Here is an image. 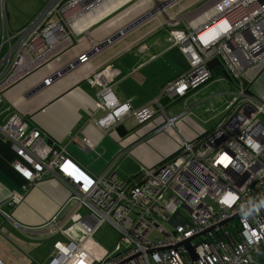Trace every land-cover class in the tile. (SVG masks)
<instances>
[{
	"label": "built area",
	"instance_id": "obj_1",
	"mask_svg": "<svg viewBox=\"0 0 264 264\" xmlns=\"http://www.w3.org/2000/svg\"><path fill=\"white\" fill-rule=\"evenodd\" d=\"M112 1L47 0L24 27L10 33L0 0V102L7 88L134 0L108 11ZM167 1L155 0L154 9L163 11L171 5L163 7ZM180 19L167 22L168 33L188 66L153 100L159 112L164 115L161 98H185L211 81L215 73L207 64L215 59L235 88L214 129L182 142L160 165L141 167L135 179L124 182L111 171L115 162L90 176L65 148L30 128L26 118L14 114L0 125V138L14 155L13 171L27 186L54 179L69 190L65 205L46 226L63 239L53 243L47 264H264V97L245 93H252L250 86L264 72V0H208L186 23ZM87 59L83 55L79 63ZM97 80L95 75L90 85ZM96 109L103 116L90 122L110 134L128 117L141 125L154 116L146 108L135 111L118 103L104 87ZM179 118L165 116L154 134ZM81 143L94 148L88 138ZM14 203L8 201V207ZM105 223L116 230L118 242L99 258L88 245ZM187 241L193 255L183 246Z\"/></svg>",
	"mask_w": 264,
	"mask_h": 264
},
{
	"label": "crops",
	"instance_id": "obj_2",
	"mask_svg": "<svg viewBox=\"0 0 264 264\" xmlns=\"http://www.w3.org/2000/svg\"><path fill=\"white\" fill-rule=\"evenodd\" d=\"M45 1H34L22 25H13L11 13H6L9 32L24 27ZM157 1L161 4L165 0ZM198 1L185 7L175 5V1L89 56L86 62L79 63L80 57L89 54L92 49L154 9L155 0H134L94 24L86 33L75 37L72 47L57 56L67 52L64 57L71 56L70 59L64 61L63 56L58 59L55 57L5 90L2 97L4 102H0V125L14 114L26 118L30 128H37L44 133L49 144L55 143L65 148L69 158L90 176L99 175L110 163L120 160L118 169L113 166L111 171L124 181L129 178L118 175L124 166L131 170V167L139 169V166L150 168L160 165L175 154L182 142L194 141L198 136L210 133L216 126L205 132L196 123V109L186 105L191 97L190 92L182 99H160L159 104L163 106L166 117L180 118L162 133H152L154 128L165 122V116L159 112L153 100L159 97L164 85L176 79L188 66L185 56L173 45L168 33L170 28L165 23L178 17L186 23L203 4L197 6ZM22 5L23 9L28 7L25 3ZM176 28L181 29L183 25H177ZM79 38L82 39L79 41ZM140 46H145L146 50L140 51ZM75 61H78L77 66L55 78L57 73ZM146 70L148 74L144 73ZM95 75H98V80L90 85ZM49 80L50 83L46 85L45 81ZM221 81L214 98L224 101L234 90L228 82L230 80L221 76ZM259 84L263 90L257 86ZM103 87L110 89L120 104L128 103L135 111L146 108L154 112V116L141 125L135 117L124 119L122 125L127 130L138 127L136 135L124 142L113 132L106 133L90 122L103 116V111L96 109L97 93ZM250 89L254 96L264 97V72ZM201 103V100H197L195 107L198 108ZM130 120H135L137 126L132 128L127 125ZM83 138L90 139L94 148L84 147L81 143ZM137 140L138 143L132 148L124 150ZM13 161V153L0 138V211L9 215L7 219L0 213V260L5 264H29L26 256L40 246L32 239L50 234L46 226L65 205L69 190L54 179L27 186L13 171ZM12 199L15 203L9 208L8 201Z\"/></svg>",
	"mask_w": 264,
	"mask_h": 264
},
{
	"label": "rangeland",
	"instance_id": "obj_3",
	"mask_svg": "<svg viewBox=\"0 0 264 264\" xmlns=\"http://www.w3.org/2000/svg\"><path fill=\"white\" fill-rule=\"evenodd\" d=\"M34 1L35 0H4V4L6 7V13L9 14L11 13V21L13 25H22L24 22H26L27 15L29 10L31 9L32 6H34ZM47 1V0H46ZM45 1V2H46ZM145 0H137V2H141ZM195 0H179V2H175V5L180 6H187L189 3L193 2ZM199 3L197 4L200 5L202 3L208 2V0H199ZM22 3H25L28 7L23 9ZM42 6V5H41ZM22 7V8H21ZM195 8V7H194ZM30 21V20H29ZM165 26L167 24L165 23ZM82 38H79V41ZM179 53L182 55L181 51L179 48H177ZM67 53V52H66ZM66 53L63 55L57 57L56 59L60 58L63 56L64 61H67L68 59L71 58V56H65ZM223 69V68H222ZM225 70V69H224ZM227 72V71H226ZM145 74H148V71H144ZM228 74V73H227ZM221 76H223L220 72V70L217 69L215 72L214 79L206 83L205 85L201 86L198 88L196 91L191 92V97H189V100H187L186 105H190L193 108L196 109L197 111V116L196 123L206 130L205 132L209 131L212 129L213 126L217 125L221 119L223 118V109H224V103L227 101L228 97H225L224 101H220V98H214V95L218 94L215 93L216 91L219 90V84L222 82L221 81ZM229 76V74H228ZM230 78V77H229ZM233 90L235 88V84L233 82L228 81ZM263 85V81L261 83V86ZM260 87V89L263 90V87L257 85ZM10 95V93H7ZM16 96L15 94H12L11 96ZM193 95V96H192ZM257 97V96H256ZM262 98V97H259ZM185 100V99H183ZM201 100L202 103L199 105L198 108L195 107L196 101ZM2 102H4V98L2 99ZM1 102V104H2ZM181 102V100L179 101ZM185 105V106H186ZM0 105V109H1ZM184 109V108H183ZM194 117V118H195ZM129 126H132V128L137 126V122L135 120H130L129 123L127 124ZM159 128V127H158ZM156 128L152 130V133H154ZM166 130V129H165ZM202 130V131H204ZM121 163L120 161H117V163L114 164V168H117ZM119 164V165H118ZM124 166L120 171H119V176L128 179L131 178L135 175H138L141 169V166H139V169L136 167H131V170L125 168ZM118 169V168H117ZM79 212L82 213V210L79 209ZM69 226V221H67L65 224L61 226V230H66L67 227ZM165 227L167 229H172L170 224H165ZM20 234V233H19ZM22 236V234H20ZM28 239V238H26ZM35 243H40V246L36 248L31 255L26 256V261L29 264H47L50 260L51 255H48V253H52V246L53 243L56 240H63L61 237H57V231L50 233L49 235H42L40 238H33L32 239ZM118 242V233L116 230L110 226L109 224L105 223L102 224L99 229L93 234V237L90 240V243L88 245V249L97 257L102 258L105 254L110 253L113 251L114 247L116 246Z\"/></svg>",
	"mask_w": 264,
	"mask_h": 264
},
{
	"label": "water",
	"instance_id": "obj_4",
	"mask_svg": "<svg viewBox=\"0 0 264 264\" xmlns=\"http://www.w3.org/2000/svg\"><path fill=\"white\" fill-rule=\"evenodd\" d=\"M175 1H178V0H169L167 2H165L163 4V7L169 5V4H172L174 3ZM158 10H160V8L158 9H152L151 11H149L148 13H146L144 16H142L141 18L137 19L136 21H134L133 23L129 24L126 28H124L123 30L119 31L118 33H116L115 35H113L112 37H110L108 40L104 41L103 43H101L100 46L98 47H95L94 49H92L90 51L88 55L91 56L93 54H95L98 50H100L101 48H103L104 46H106L107 44L115 41L116 39H118L119 37H121L123 34L127 33L128 31H130L131 29H133L134 27H136L137 25H139L140 23H142L143 21L149 19L150 17H152L154 14H156V12H158ZM78 65V61H75L73 63H71L69 66L65 67L64 69H62L59 73H57V75L55 76L56 77H59L63 74H65L66 72L70 71L72 68H74L75 66ZM207 67L211 70V71H214L215 69H220V72L221 74L227 79V80H230L226 70L222 69V66L220 64V62L215 59V60H212L210 61L208 64H207ZM51 81V80H50ZM41 88V86L39 87ZM246 94L248 95H252L251 92H248L246 91L245 92ZM138 132V127L134 128V129H131V130H127L124 125H122V123H120L119 125H117L114 129H113V133L114 135H116V137L119 139V140H122V142L130 139L131 137L135 136L136 133ZM139 140L137 141H134L133 143H131L130 145H128L127 147H125L124 150H129L130 148H132L135 144L138 143ZM135 177H131L129 178L127 181H130L132 179H134ZM124 182V180H121ZM189 242L190 241H187L183 244V246L186 248V250L193 255V252H192V249L189 247Z\"/></svg>",
	"mask_w": 264,
	"mask_h": 264
},
{
	"label": "bare ground",
	"instance_id": "obj_5",
	"mask_svg": "<svg viewBox=\"0 0 264 264\" xmlns=\"http://www.w3.org/2000/svg\"><path fill=\"white\" fill-rule=\"evenodd\" d=\"M127 0H113L109 6H107L106 8L108 9V11H111L113 9H115L116 7H118L119 5L125 3Z\"/></svg>",
	"mask_w": 264,
	"mask_h": 264
},
{
	"label": "trees",
	"instance_id": "obj_6",
	"mask_svg": "<svg viewBox=\"0 0 264 264\" xmlns=\"http://www.w3.org/2000/svg\"><path fill=\"white\" fill-rule=\"evenodd\" d=\"M217 71V69L216 70H214V73ZM162 102H164V101H162ZM163 104V103H162ZM163 107V106H162Z\"/></svg>",
	"mask_w": 264,
	"mask_h": 264
},
{
	"label": "flooded vegetation",
	"instance_id": "obj_7",
	"mask_svg": "<svg viewBox=\"0 0 264 264\" xmlns=\"http://www.w3.org/2000/svg\"><path fill=\"white\" fill-rule=\"evenodd\" d=\"M116 163V162H115Z\"/></svg>",
	"mask_w": 264,
	"mask_h": 264
}]
</instances>
